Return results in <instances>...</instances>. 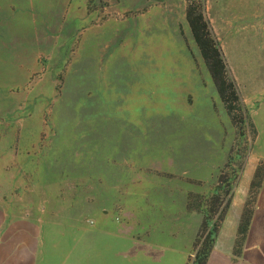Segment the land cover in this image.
<instances>
[{
  "label": "rangeland",
  "instance_id": "rangeland-1",
  "mask_svg": "<svg viewBox=\"0 0 264 264\" xmlns=\"http://www.w3.org/2000/svg\"><path fill=\"white\" fill-rule=\"evenodd\" d=\"M191 1L254 138L218 96L188 0H0V208L61 243L95 230L113 264L193 262L220 172L229 208L264 164V0Z\"/></svg>",
  "mask_w": 264,
  "mask_h": 264
},
{
  "label": "crops",
  "instance_id": "crops-1",
  "mask_svg": "<svg viewBox=\"0 0 264 264\" xmlns=\"http://www.w3.org/2000/svg\"><path fill=\"white\" fill-rule=\"evenodd\" d=\"M247 188L239 198L238 194L233 196L206 264H264V180L241 252L238 256L233 254ZM235 197L238 202L232 213ZM226 224H229V230L224 234ZM88 233L94 235L96 231ZM93 235L84 242L77 240L71 244L64 240L61 243V236L56 240L49 239L38 221L23 216H10L0 208V264H113L109 260L97 258V242L92 238ZM122 254V258L115 264H126Z\"/></svg>",
  "mask_w": 264,
  "mask_h": 264
},
{
  "label": "trees",
  "instance_id": "trees-1",
  "mask_svg": "<svg viewBox=\"0 0 264 264\" xmlns=\"http://www.w3.org/2000/svg\"><path fill=\"white\" fill-rule=\"evenodd\" d=\"M188 1V5L186 7V20L194 42L198 47L199 53L215 85L218 96L222 101L232 124L240 129V134H243L241 125L243 126L247 122L252 132V138H254L256 130L253 123L250 121L248 114L244 111L235 83L227 76L224 59L217 42L211 35L208 23L202 12L201 4H195L191 0ZM235 112L239 113V118L236 116ZM241 167L242 165L240 168ZM263 175L264 164L261 165L260 163L254 170L252 179L249 183L248 195L244 201L239 217L236 239L233 247V254L236 256L240 254L245 241L253 214L252 203L255 201L258 190L262 184ZM225 181L224 176L220 172L218 177L219 185L216 187L217 192H215L211 202L207 205L206 210H204L203 217L199 225L194 243V260L191 264H206L208 256L213 248L215 237L227 211L231 195V183H226L223 188V193L228 195L225 202L224 198L221 197V194L218 193L222 187L220 184ZM188 207L190 208L191 204H188Z\"/></svg>",
  "mask_w": 264,
  "mask_h": 264
}]
</instances>
